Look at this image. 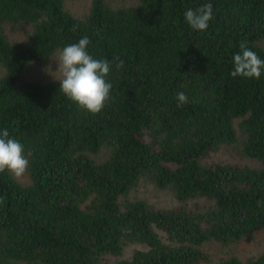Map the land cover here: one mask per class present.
<instances>
[{
    "label": "trees",
    "instance_id": "trees-1",
    "mask_svg": "<svg viewBox=\"0 0 264 264\" xmlns=\"http://www.w3.org/2000/svg\"><path fill=\"white\" fill-rule=\"evenodd\" d=\"M263 43L264 0H0V264H264L207 247L264 232ZM56 50L67 79L23 76Z\"/></svg>",
    "mask_w": 264,
    "mask_h": 264
},
{
    "label": "rangeland",
    "instance_id": "rangeland-1",
    "mask_svg": "<svg viewBox=\"0 0 264 264\" xmlns=\"http://www.w3.org/2000/svg\"><path fill=\"white\" fill-rule=\"evenodd\" d=\"M136 2V0H109V5L112 7L129 6ZM90 5V0H65V8L70 10L76 16H82L87 13V9ZM264 46V43H263ZM71 70V62L67 56L60 50L56 52L48 59L43 61H34L29 63L24 70V77L27 79L46 82L50 80H65L67 79ZM0 68V75L2 74ZM238 120H235V126L238 132V136L241 134L237 127ZM100 154L98 159H101ZM209 160L223 161V162H237V163H250V161L239 152V140L230 149H222L218 154L210 157ZM5 163L8 166L10 172L17 178L22 184L28 183V177L23 167L17 159L6 156ZM132 196L143 198L148 203L160 208L166 209L176 205V200L173 198L172 193L166 189H159L150 183L142 180L136 189L131 193ZM204 203L203 200L195 199L187 202L189 206H198ZM210 253L214 258H220L226 254L233 252L241 256L243 259L255 255L259 250L264 248V232L256 234L251 237L247 242H241L236 248H217V244L211 242L208 246ZM143 245L139 243L128 242L124 246L123 256L129 257L131 252L135 249H142Z\"/></svg>",
    "mask_w": 264,
    "mask_h": 264
}]
</instances>
